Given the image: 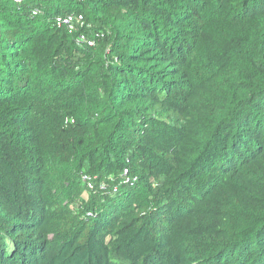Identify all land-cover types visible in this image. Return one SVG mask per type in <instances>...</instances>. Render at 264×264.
Returning <instances> with one entry per match:
<instances>
[{"label": "trees", "instance_id": "obj_1", "mask_svg": "<svg viewBox=\"0 0 264 264\" xmlns=\"http://www.w3.org/2000/svg\"><path fill=\"white\" fill-rule=\"evenodd\" d=\"M0 264H264V0H0Z\"/></svg>", "mask_w": 264, "mask_h": 264}, {"label": "built area", "instance_id": "obj_2", "mask_svg": "<svg viewBox=\"0 0 264 264\" xmlns=\"http://www.w3.org/2000/svg\"><path fill=\"white\" fill-rule=\"evenodd\" d=\"M19 1V0H17ZM35 12H38L37 10ZM56 23L60 27H67L71 32L75 31L78 29V27H83L85 24V19L83 15H77V14H69L66 16H58L56 19ZM81 42H86L89 45H94L95 40L92 38L86 37L84 34L80 35L79 38ZM128 170H125V175H127ZM129 178L126 180L128 181Z\"/></svg>", "mask_w": 264, "mask_h": 264}]
</instances>
